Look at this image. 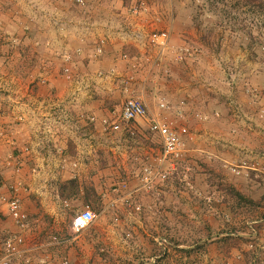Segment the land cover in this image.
<instances>
[{
    "label": "rangeland",
    "instance_id": "374dc122",
    "mask_svg": "<svg viewBox=\"0 0 264 264\" xmlns=\"http://www.w3.org/2000/svg\"><path fill=\"white\" fill-rule=\"evenodd\" d=\"M93 3L105 5L92 12L98 25L140 50L129 53L132 70L95 73L109 76L115 94L83 89L84 97L97 91L115 105L109 115L85 112L84 123L72 121L73 131L86 133L77 145L76 134L56 135L66 117L51 120L33 109L59 98L63 82L79 80L83 49L72 33L81 24V6L93 11ZM162 31L164 47L151 40ZM103 43L100 38L85 49L101 56ZM130 96L188 132L180 157L164 161L163 175L147 184L144 168L155 171L158 134L145 119L121 122L118 130L109 125ZM70 178L80 190L66 198L58 185ZM231 189L248 202L237 201ZM12 199L24 214L19 220L10 213ZM86 207L95 217L76 231L73 214ZM4 260L264 264V4L0 0V264Z\"/></svg>",
    "mask_w": 264,
    "mask_h": 264
},
{
    "label": "crops",
    "instance_id": "0c3cea01",
    "mask_svg": "<svg viewBox=\"0 0 264 264\" xmlns=\"http://www.w3.org/2000/svg\"><path fill=\"white\" fill-rule=\"evenodd\" d=\"M93 11L91 10L90 6L88 4H85L81 6L82 8V13L78 15V19L80 20V25L77 27V31L72 33V36L74 35L75 38L78 39L79 43L81 44V51L79 54L80 55V60L78 61V65H76L74 62H72L73 65H76L77 71L80 70L82 71V74L80 75L79 80H73V81H66L63 82L60 88L58 89V96L59 98L51 97L48 98L45 102L44 109L40 110L39 106H36L33 111L36 114H39L41 111L43 114H45L49 119L55 120L56 118H59L60 115L62 116L61 118H65L67 120L62 119L64 125V130H57L58 136H65L66 138L68 136H73L76 134L77 145H84L85 138H79L83 137L86 135L84 133V129L76 130L73 131L71 128L72 121L75 119L77 121L83 122L84 123V115L83 113L86 112V114H96L98 115H109V112L111 111L110 107L112 105H115L112 101H110L109 96H106L104 99H100L96 97L97 91L98 92H104V94H110L108 92L116 93L113 91V87L111 83H109V76L106 78L98 77L95 75L97 71L103 70V71H109L110 69L114 70L119 69V67L123 66V68L126 67L127 70H132L131 65H133V62L127 61L130 56V52H136L137 50H140L139 46L137 47L136 45H130L128 46V43H125L121 41L119 34L115 32H110L108 33V29L105 30L103 26H99L101 21L96 17L95 13V8L101 9L105 5L103 3H98V4H92ZM107 7V6H106ZM97 24V25H96ZM107 31V32H106ZM106 35V37L104 36ZM69 35H66V38L62 39L63 41H68L69 40ZM103 39V52L101 56H96L95 52H87L89 51L85 45L88 44L89 42H95L99 39ZM127 40V39H126ZM128 42V40L126 41ZM68 46V45H67ZM125 49L126 51H124ZM129 51V52H128ZM127 55V56H126ZM131 55V54H130ZM125 57V58H123ZM129 62V63H128ZM116 66V67H115ZM79 67V69H78ZM115 72V71H114ZM52 83V82H51ZM48 86H55V83L48 84ZM90 87L93 90L97 89L96 93L93 91L90 92V95L84 97L82 94L84 93L83 89H86V87ZM134 86V85H133ZM110 90H107V89ZM132 93L134 90L129 89ZM115 96V95H114ZM40 105L41 102H38ZM147 105V104H146ZM70 109V110H69ZM148 111L150 115H153L154 117H157L159 120L162 122H166L165 119H163L162 116H159V113L153 109H151L148 106ZM72 112V113H71ZM36 136V135H35ZM68 139V138H67ZM67 139L62 140V146L64 147ZM34 144H38V140L36 138L32 139ZM100 143L97 141H94V145L99 146ZM60 145V146H61ZM101 145V144H100ZM67 146V145H66ZM34 150V155L37 159L40 160L42 157L41 150L37 148H33ZM47 152V150H46ZM45 153V152H44ZM41 154V155H40ZM32 156V157H33Z\"/></svg>",
    "mask_w": 264,
    "mask_h": 264
},
{
    "label": "built area",
    "instance_id": "2783aa9c",
    "mask_svg": "<svg viewBox=\"0 0 264 264\" xmlns=\"http://www.w3.org/2000/svg\"><path fill=\"white\" fill-rule=\"evenodd\" d=\"M167 39L166 32L152 34V42H157L161 47L165 46ZM161 108L165 107L164 103H160ZM136 119H145L150 131L158 134L160 140V153L157 157V165L153 169L145 167L146 174L143 176L144 183L147 184L156 175H163L161 173V166L167 159H177L182 153L183 138L187 135V128L185 126H174L166 122H162L157 117L149 114L148 107L145 101L141 97L130 96L124 100L120 111L116 114V119L109 125L112 130H118L120 123L125 124ZM9 210L14 218L18 219L24 217V214L20 210V206L17 199H12L9 202ZM95 213L88 207L81 210L72 220V228L76 231L86 227L91 221H93ZM19 220V219H18ZM78 221L80 223H78ZM3 264H7V261H3Z\"/></svg>",
    "mask_w": 264,
    "mask_h": 264
},
{
    "label": "trees",
    "instance_id": "16d2710c",
    "mask_svg": "<svg viewBox=\"0 0 264 264\" xmlns=\"http://www.w3.org/2000/svg\"><path fill=\"white\" fill-rule=\"evenodd\" d=\"M249 1H254L257 4H264V0H249ZM58 190L60 195L67 197H71V196H75L76 194H78L80 187L78 186V182L76 179L74 178H70L64 181H61L58 185ZM232 194L234 193V196L236 197L237 201H245L248 202V199H246L245 197H243V195L238 192L235 191L234 189L229 190ZM92 201L95 203V205H98L100 203V198L97 195H94V197H92ZM93 208H95V206H92ZM81 212V211H80ZM79 212V213H80ZM78 213H74L73 218L77 215Z\"/></svg>",
    "mask_w": 264,
    "mask_h": 264
},
{
    "label": "snow or ice",
    "instance_id": "6c2138e0",
    "mask_svg": "<svg viewBox=\"0 0 264 264\" xmlns=\"http://www.w3.org/2000/svg\"><path fill=\"white\" fill-rule=\"evenodd\" d=\"M78 223H80V222L78 221Z\"/></svg>",
    "mask_w": 264,
    "mask_h": 264
}]
</instances>
